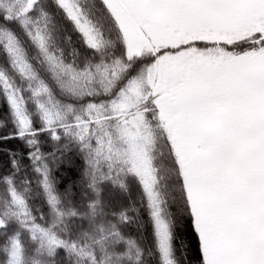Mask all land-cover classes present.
<instances>
[{"label": "snow or ice", "instance_id": "1", "mask_svg": "<svg viewBox=\"0 0 264 264\" xmlns=\"http://www.w3.org/2000/svg\"><path fill=\"white\" fill-rule=\"evenodd\" d=\"M91 12L80 0H0V96L12 125L0 141L25 150L5 148L0 161L9 205L0 264H26L36 250L97 264L95 250L54 228L69 216L76 231L92 226L61 205L68 198L95 218L96 186L109 179L96 169L113 135L125 154L143 147L142 170H130L148 200L157 262L177 264L147 155L157 133L177 193L168 216L187 237L184 264H264V0H95ZM238 23L242 34L231 31ZM65 46L88 55L69 59ZM25 168L23 183L44 200L38 214L16 187ZM58 171L69 177L62 191ZM85 188L98 199L85 203Z\"/></svg>", "mask_w": 264, "mask_h": 264}, {"label": "trees", "instance_id": "2", "mask_svg": "<svg viewBox=\"0 0 264 264\" xmlns=\"http://www.w3.org/2000/svg\"><path fill=\"white\" fill-rule=\"evenodd\" d=\"M94 2L95 0H80V6L92 16L91 5ZM68 34L72 40L76 39L75 34L70 30ZM80 51L81 56L77 58L72 48L65 46L63 54L69 59H79L82 62L83 56L88 55V53L83 48ZM111 52V48L105 49V55H109ZM6 115V105H4L3 98L0 96V135H6L12 129ZM5 148L13 152L20 151L23 153L25 151L21 142L14 140L0 141V161L7 160L8 154L4 151ZM147 155L150 157L152 176L155 179L154 189L167 202L164 205V215L174 226L173 246L177 264H184V256L187 252V237L184 235V228L180 219L168 216L169 211H171L169 205L177 193L173 189L168 149L164 141L159 139L158 133L155 142L148 147ZM21 159H23V155H21ZM99 159L100 163L96 169V177L98 180L100 176L109 179L107 183L97 184L96 186L101 195L99 197L100 202L95 209V218L93 219L92 209L80 207L70 202L68 198H64L61 205L63 212L66 214L73 209L84 214L92 221V226L83 231H76L69 216L62 222L57 223L54 230L60 235H67L69 239L77 240L79 247L83 248L85 252L95 250V254L99 257L97 264H158L155 253V240L151 235L148 200L141 185L137 182V176L130 170L134 167L131 150L125 154V150L120 147L119 141L113 135L112 147H106ZM60 171L57 172V178L60 180L57 187L62 191L69 182V177L61 176ZM69 175L72 179H75L77 174L69 170ZM25 177H28L31 181L32 173L27 168L22 169L17 174L16 187L26 197L30 198L29 203L32 205L33 213L38 214L39 209L46 210L43 197L40 195V189L35 182L23 183ZM25 189L28 190L25 191ZM82 198L85 203L98 199L95 192L88 188L83 190ZM8 210L9 205L5 193L0 190V214H4ZM121 213L126 218L125 221L121 220ZM117 232L120 233L119 236L115 234ZM121 238L130 243H126L123 249L117 252L114 250V245ZM101 247L105 250L101 251ZM26 264H92V262L89 257L77 255H72L64 260L52 261L43 250H36L29 255Z\"/></svg>", "mask_w": 264, "mask_h": 264}, {"label": "rangeland", "instance_id": "3", "mask_svg": "<svg viewBox=\"0 0 264 264\" xmlns=\"http://www.w3.org/2000/svg\"><path fill=\"white\" fill-rule=\"evenodd\" d=\"M243 27H244L243 24H239V23L234 24L232 26L231 31L233 33L242 34ZM131 152H132V155L134 157V161L136 163V169L142 170V164H143L142 155H141V153L143 152L142 147H140L139 150L132 149Z\"/></svg>", "mask_w": 264, "mask_h": 264}]
</instances>
